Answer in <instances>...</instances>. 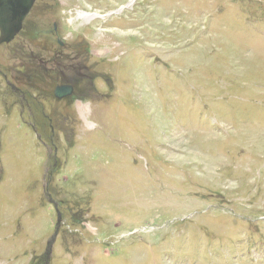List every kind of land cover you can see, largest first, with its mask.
<instances>
[{
	"label": "rangeland",
	"instance_id": "obj_1",
	"mask_svg": "<svg viewBox=\"0 0 264 264\" xmlns=\"http://www.w3.org/2000/svg\"><path fill=\"white\" fill-rule=\"evenodd\" d=\"M0 71V264H264V0H37Z\"/></svg>",
	"mask_w": 264,
	"mask_h": 264
},
{
	"label": "water",
	"instance_id": "obj_2",
	"mask_svg": "<svg viewBox=\"0 0 264 264\" xmlns=\"http://www.w3.org/2000/svg\"><path fill=\"white\" fill-rule=\"evenodd\" d=\"M37 0H0V47L13 42L22 32L24 22L30 15ZM61 44V43H60ZM74 88L72 86L57 87L54 96L58 100L71 97ZM58 212L57 228L61 225V214L58 205L50 198ZM58 232H56L57 235ZM55 238L49 243V253L52 250Z\"/></svg>",
	"mask_w": 264,
	"mask_h": 264
},
{
	"label": "flooded vegetation",
	"instance_id": "obj_3",
	"mask_svg": "<svg viewBox=\"0 0 264 264\" xmlns=\"http://www.w3.org/2000/svg\"><path fill=\"white\" fill-rule=\"evenodd\" d=\"M0 75H2V77L7 81V84L9 85V87H10V86H15V87H16V85H14V84L11 85V84L8 82V77H7L6 74H4L3 72L0 71ZM62 75H63V77L65 78L64 73H63ZM79 84H80V83H79V80H76V81H73V82H68V81H64V80H62V81H60L58 84H56V85L54 86V88H53V97H54V91H55V89H56L57 87H59V86H73V87H74V96H73L72 98H69V99H73V98H75V96H76V94H77V87H78ZM41 85H43V84H41ZM10 88H11V87H10ZM11 90H12L15 94H17V95L21 96V98H23V100H22V102H23V105H22L23 111H28L29 113L32 114L33 108L31 107V103H30L31 97H30L29 93H28V92H23L22 90H20V89L17 88V87H16V89L11 88ZM37 100H38V99H36V102H37ZM66 100H68V99H65L64 101H66ZM62 101H63V100H62ZM45 118L48 119L50 122L53 123L52 119H50V117H49L48 115H45ZM51 129H52V137H53L55 131H54V129H53L52 127H51ZM56 152H57V151H56Z\"/></svg>",
	"mask_w": 264,
	"mask_h": 264
},
{
	"label": "bare ground",
	"instance_id": "obj_4",
	"mask_svg": "<svg viewBox=\"0 0 264 264\" xmlns=\"http://www.w3.org/2000/svg\"><path fill=\"white\" fill-rule=\"evenodd\" d=\"M80 16L82 19H86V20H95L96 18H98L97 14H89V13H85V12L80 13ZM81 111H82V113L83 112L85 113V111H87V107L85 108L84 106H81Z\"/></svg>",
	"mask_w": 264,
	"mask_h": 264
}]
</instances>
